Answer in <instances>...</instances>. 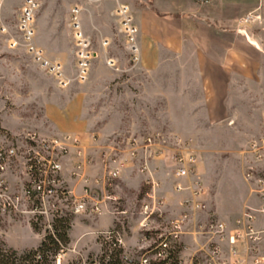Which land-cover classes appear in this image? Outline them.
Segmentation results:
<instances>
[{"label": "rangeland", "instance_id": "obj_1", "mask_svg": "<svg viewBox=\"0 0 264 264\" xmlns=\"http://www.w3.org/2000/svg\"><path fill=\"white\" fill-rule=\"evenodd\" d=\"M116 1L39 0L31 23L35 33L33 44L48 60L62 65L69 80L66 87L60 86L52 75L34 63L25 50L19 29L25 0L3 2L0 141L17 142L26 132H37L43 136L75 135L86 148L90 161L86 171L92 177L101 173V148L116 137L154 133L177 135L191 142L198 159L204 208L195 213L193 224L210 218L232 221L248 198V187L242 179L246 146L264 132V59L254 80L239 76L232 78L226 117L209 119L201 100L197 72L187 58L161 49H157L154 57L149 54L143 56L138 46L139 62L136 65L132 63L115 16ZM118 1L130 4L133 0ZM73 6L82 9L81 28L91 40L94 51L88 78L82 83L74 80L75 48L68 20ZM152 7L161 13L178 12V5L170 0H157ZM231 11L237 20L243 15L239 8ZM253 30L250 28L249 31ZM258 35L264 41V33L258 31ZM103 38L109 40L106 48L100 45ZM12 41L17 42L16 48H11ZM71 163L65 166L67 171L71 169ZM151 168L156 171L154 177L160 182L158 197L165 206L163 218L151 220L153 227L148 235L156 238L157 231L168 226L170 220L185 210L180 204L190 198V194L188 191H173L169 155L164 163H153ZM125 171L115 187L107 189L108 194L118 198L117 202L108 203V211L124 226H110L106 231L117 229L125 245V254L136 260L142 248L149 244L141 242L147 232L139 228L140 205L147 187L144 177L136 170ZM189 182L191 180L186 185ZM62 189H71L76 196L80 195L78 182L71 183L66 175ZM65 218L70 226L67 247L72 246L81 258H98L102 242L99 233L106 231L81 229L82 226L109 220L110 216L66 214ZM45 228L31 218L6 217L0 221V242L4 250H10L8 245L17 249H38L47 235ZM69 236H78V241L72 243ZM52 254L50 251L46 255L47 264H52ZM74 258L73 253H68L62 264H72Z\"/></svg>", "mask_w": 264, "mask_h": 264}, {"label": "built area", "instance_id": "obj_2", "mask_svg": "<svg viewBox=\"0 0 264 264\" xmlns=\"http://www.w3.org/2000/svg\"><path fill=\"white\" fill-rule=\"evenodd\" d=\"M5 0H0L1 7ZM207 5L212 0H196ZM39 0H25L19 29L23 35L26 52L42 70L52 75L62 87L66 78L62 65L48 60L41 49L33 44L31 27L33 13ZM82 9L73 6L69 11V24L75 48V81L88 78L94 51L91 40L81 28ZM115 16L124 36L130 60L139 62L137 45L138 29L129 6L117 4ZM240 24L264 30V12L256 9L247 13ZM12 41L11 48L17 47ZM102 48L109 46L103 38ZM242 179L248 187V198L239 214L230 222L210 218L193 224L196 212L203 210L202 186L198 178V159L191 142L177 135L161 133L142 136L116 137L101 148V173L90 176V161L83 142L75 135L43 136L26 132L17 142L0 141V221L6 217L31 218L39 226H46L47 235L58 245L50 257L52 264H62L68 253L75 255L72 264H109L115 252L120 251L121 264H264V132L246 146ZM169 155L172 164L170 174L173 191H188L190 198L180 205L185 210L168 226L150 238L151 220L163 218L165 206L158 197L160 182L154 177L153 163L165 162ZM71 163V169L65 166ZM134 169L144 177L147 191L140 205L139 228L147 232L141 242L137 259H130L124 252V242L117 229L101 232V252L95 259H84L56 236L55 226L66 214L73 216H102L108 211V203L118 198L107 193L115 187L125 170ZM67 172V173H66ZM65 175L71 183L78 182L80 195L71 189H62ZM188 185L187 181H190ZM73 185V184H72ZM76 188L77 185H74ZM150 241V242H149ZM18 254L16 264H43L45 255L35 252L32 257ZM47 258V256H46Z\"/></svg>", "mask_w": 264, "mask_h": 264}, {"label": "crops", "instance_id": "obj_3", "mask_svg": "<svg viewBox=\"0 0 264 264\" xmlns=\"http://www.w3.org/2000/svg\"><path fill=\"white\" fill-rule=\"evenodd\" d=\"M156 1L133 0L126 4L117 0L116 6L125 4L135 13L132 15L138 29L137 42L143 56L149 54L154 57L157 49H161L165 53L187 58L197 72L207 117L225 118L232 78L239 76L252 81L261 69L264 41L257 37L255 28L243 26L240 21L256 9L264 12V0H212L207 5H201L196 0H170L178 5V12L163 13L152 7ZM237 8L243 12L238 20L231 11ZM236 20L237 26L234 25ZM250 28L254 29V33L249 31ZM105 214L110 216L109 220L82 226L81 230L88 232L90 228H96L93 232H99L108 230L110 226H124L113 219L112 213ZM69 237L72 243L78 241V236ZM8 247L17 253L37 248Z\"/></svg>", "mask_w": 264, "mask_h": 264}, {"label": "trees", "instance_id": "obj_4", "mask_svg": "<svg viewBox=\"0 0 264 264\" xmlns=\"http://www.w3.org/2000/svg\"><path fill=\"white\" fill-rule=\"evenodd\" d=\"M262 31L264 33V30L256 29V32ZM35 228V226H33ZM36 229V228H35ZM70 230V226L68 224V220L65 218L63 220H59L58 226H55V233L57 238L62 241V243L65 245L67 244V234ZM58 250V245L55 243L53 238L49 235H45V237L42 239L41 244L39 245L38 249L31 250L23 255L26 257H32L35 252H41L45 255V262L43 264H47V258L46 255L51 251L52 253H55ZM120 251L115 252L112 260L109 264H121L119 260ZM18 253L13 250H4L3 244L0 242V264H16L18 262L17 259Z\"/></svg>", "mask_w": 264, "mask_h": 264}]
</instances>
